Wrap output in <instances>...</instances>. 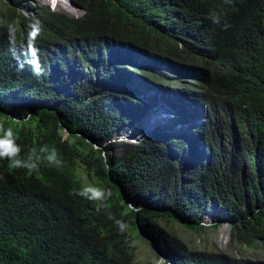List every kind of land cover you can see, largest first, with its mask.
I'll return each mask as SVG.
<instances>
[{"label": "trees", "instance_id": "obj_1", "mask_svg": "<svg viewBox=\"0 0 264 264\" xmlns=\"http://www.w3.org/2000/svg\"><path fill=\"white\" fill-rule=\"evenodd\" d=\"M30 1L0 0V125L21 156L47 145L61 164L29 173L0 160V264H133L138 242L169 264H264L193 250L166 228L201 231L212 204L231 245L264 251V0H72L80 17ZM150 49L201 69L176 79ZM157 87L191 104L178 124L201 123L157 127L121 158L94 148L138 124L137 94ZM78 169L112 192L99 213L72 194Z\"/></svg>", "mask_w": 264, "mask_h": 264}, {"label": "rangeland", "instance_id": "obj_2", "mask_svg": "<svg viewBox=\"0 0 264 264\" xmlns=\"http://www.w3.org/2000/svg\"><path fill=\"white\" fill-rule=\"evenodd\" d=\"M59 2L57 5L52 0L51 2L49 0L47 2L46 0H33L30 1V5L33 8L48 9L51 11L66 13L73 17H80L84 14L83 10L75 5H72L70 0H59ZM154 43L156 46L158 45L156 40H153V44ZM148 52L149 54H147L146 57L149 60L155 61L166 71L171 72L174 69L177 60H172L170 58H156V54H154L152 49ZM181 68L183 69L182 65ZM195 74L196 71L193 72L194 76ZM193 89L200 93L202 92L199 86H195ZM137 95L142 100V103H144V108L146 110L141 122L135 125H129L126 129L115 134L110 140L104 142L101 147L89 141L95 149L101 151L103 150L102 154L107 159L121 158L126 155L132 145L138 144L149 136V132L152 128L155 129L158 127V131H166V133H171V136L186 134V131L189 129V125H184L186 122L178 124L174 118L176 113H191L192 106L183 97L172 93V91L167 87H157L152 90L148 88V90H144L141 95ZM150 113L151 117L147 118L149 123L146 122V124H144L143 121L146 115ZM192 122L195 123V121H191V123ZM84 170L78 169V175L81 177L82 185L84 187H96L97 180H95L93 176L91 177L93 179H91L90 176L88 177ZM130 206L132 208H140L143 206V201L139 197L135 198L130 202ZM215 216L216 207L211 204V210L207 211L203 215V219L201 221L203 229L201 231L193 232L192 230L186 229L179 223L170 224L166 226V228L169 234L181 240L193 250L215 251L217 253H225L239 259H248L256 256L264 258V251L260 252L238 245H231L229 243V224L226 222H214L213 218ZM137 245L138 251L133 264H169L166 262L164 255L156 257L153 250L150 249L145 242H138Z\"/></svg>", "mask_w": 264, "mask_h": 264}, {"label": "clouds", "instance_id": "obj_3", "mask_svg": "<svg viewBox=\"0 0 264 264\" xmlns=\"http://www.w3.org/2000/svg\"><path fill=\"white\" fill-rule=\"evenodd\" d=\"M229 26L230 25H225V28ZM33 29H34V32L38 31V29L35 28V26H33ZM163 57L167 58L165 56ZM197 69H201V67L197 66L192 69L188 68L187 72H184L183 69L181 68V63L177 62L174 69L171 71V74H173L174 78L176 79H182V80L185 79V80L190 81L187 77L191 76L192 73L196 71ZM34 71H35V74L37 75L40 74V69L38 66L35 68ZM192 121H195V123L192 122L193 123L192 124L190 121L188 124H186V125H189V129L191 126L199 125L201 123V121H197V120H192ZM153 132H149V135ZM167 134L170 135L171 133H167ZM21 152H22V149L16 143L13 129L10 127L5 128L3 125H0V160H7L8 167L10 169H13V170L26 169L29 173H33L39 170L41 164H46L48 167L59 166L61 164L58 151L54 147L49 148V146L44 145L40 147L38 150L33 148V149H30L25 156H21ZM72 194L79 195L83 197L84 199L95 203L97 205V208H96L97 213H99L100 207L104 205V201L106 199H110L112 196V192L110 189L105 191L103 189H100L94 186L82 187L78 192L74 191ZM108 218L115 222L116 226L122 233L127 229L128 226L123 220H117L111 214L108 216Z\"/></svg>", "mask_w": 264, "mask_h": 264}, {"label": "bare ground", "instance_id": "obj_4", "mask_svg": "<svg viewBox=\"0 0 264 264\" xmlns=\"http://www.w3.org/2000/svg\"><path fill=\"white\" fill-rule=\"evenodd\" d=\"M47 1H48V0H46V2H47ZM49 1L51 2V0H49ZM52 1L58 5L59 0H52ZM59 3H60V2H59ZM230 59H231V58H230ZM200 77H201V76H200ZM196 84H197V83H196ZM140 95H141V94H140ZM150 115H151V113L146 115V117H145V119H144V121H143L144 124H146V122H148V119H147V118L151 117ZM151 120H152V119H151ZM148 123H149V122H148ZM165 129H166V128H165ZM155 130H156V129L152 128L150 132H153V131H155ZM173 131H174V129H173ZM170 132H172V131H170Z\"/></svg>", "mask_w": 264, "mask_h": 264}, {"label": "water", "instance_id": "obj_5", "mask_svg": "<svg viewBox=\"0 0 264 264\" xmlns=\"http://www.w3.org/2000/svg\"><path fill=\"white\" fill-rule=\"evenodd\" d=\"M72 5H75L76 7L80 8L79 6H77L72 0H70ZM82 9V8H81Z\"/></svg>", "mask_w": 264, "mask_h": 264}]
</instances>
